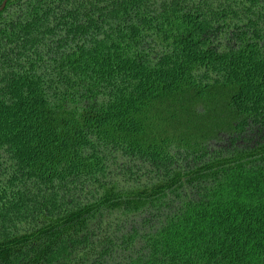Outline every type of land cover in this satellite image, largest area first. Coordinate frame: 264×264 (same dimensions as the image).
I'll use <instances>...</instances> for the list:
<instances>
[{
	"label": "trees",
	"instance_id": "16d2710c",
	"mask_svg": "<svg viewBox=\"0 0 264 264\" xmlns=\"http://www.w3.org/2000/svg\"><path fill=\"white\" fill-rule=\"evenodd\" d=\"M0 264H264V0H6Z\"/></svg>",
	"mask_w": 264,
	"mask_h": 264
},
{
	"label": "water",
	"instance_id": "95a60500",
	"mask_svg": "<svg viewBox=\"0 0 264 264\" xmlns=\"http://www.w3.org/2000/svg\"><path fill=\"white\" fill-rule=\"evenodd\" d=\"M5 2H6V0H3L2 4H1V6H0V10L4 7Z\"/></svg>",
	"mask_w": 264,
	"mask_h": 264
}]
</instances>
